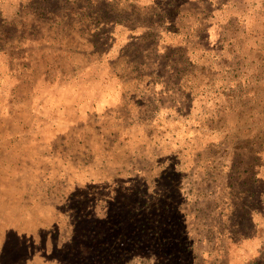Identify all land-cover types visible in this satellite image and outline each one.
Returning <instances> with one entry per match:
<instances>
[{
	"label": "rangeland",
	"instance_id": "374dc122",
	"mask_svg": "<svg viewBox=\"0 0 264 264\" xmlns=\"http://www.w3.org/2000/svg\"><path fill=\"white\" fill-rule=\"evenodd\" d=\"M216 143L227 156L211 169ZM262 147L264 0H0V264H65L86 227L76 218H103L107 199L129 204L142 185L180 208L193 239L154 264L256 260L264 186L217 185L221 165ZM237 199L258 239L227 250L233 229L217 235L212 206Z\"/></svg>",
	"mask_w": 264,
	"mask_h": 264
},
{
	"label": "trees",
	"instance_id": "16d2710c",
	"mask_svg": "<svg viewBox=\"0 0 264 264\" xmlns=\"http://www.w3.org/2000/svg\"><path fill=\"white\" fill-rule=\"evenodd\" d=\"M210 147L213 149V155L207 156V166L214 169L215 156L219 155L223 158L227 154L218 149L221 143L210 144ZM232 148V157H234L236 151L240 152V147L238 148L235 144ZM203 151L206 153L205 149ZM250 152L252 163H249L248 156L238 155L228 170H224V165H221L225 181L217 187L227 190L234 189V185L228 182L234 174H252V178L257 182L260 180L259 182L264 186V147ZM141 188L143 189L141 193L129 190L124 194L127 197L124 201H129V204L123 202L122 196L113 195L112 198L107 199L106 205L114 204L111 207L114 211H106V216L103 218H91L89 213L77 217L76 221H79L80 217H85L81 221L86 227L81 229L83 236L78 237V243H75L77 236L74 237L73 232L71 233L69 238L71 248L64 261L65 264H102V262L103 264H127L134 259L154 264L153 252L156 254L165 252V258L170 262L177 260V257L182 254H189L190 251L192 253L193 239L185 223V214L178 206L162 205L160 202L162 198L159 195L148 200L147 188L144 185ZM214 195L215 193L212 194ZM251 196L250 194L249 198ZM238 200L234 203L235 207L226 203L223 205L224 208L218 204L212 206V210L217 213L218 220L212 223L211 228L217 235L224 236L223 232L228 230V227L233 229L225 234L227 250L229 246L258 239V232L255 229L257 223L250 212L244 213L249 223L244 222V218L242 221L237 217V211L240 210L242 213L247 206L246 204L243 206ZM227 210H229V215L224 214ZM225 221L227 224L224 223ZM246 226L250 227V231L245 228ZM97 228L99 232L94 231ZM256 251L257 256L254 257L256 260L247 261L245 264H250V262L255 264L264 258L262 249ZM184 264H194V258L190 257Z\"/></svg>",
	"mask_w": 264,
	"mask_h": 264
}]
</instances>
